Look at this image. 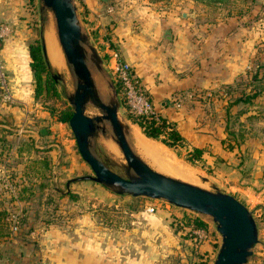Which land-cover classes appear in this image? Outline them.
Here are the masks:
<instances>
[{
	"label": "rangeland",
	"instance_id": "1",
	"mask_svg": "<svg viewBox=\"0 0 264 264\" xmlns=\"http://www.w3.org/2000/svg\"><path fill=\"white\" fill-rule=\"evenodd\" d=\"M33 1L37 25L33 32L38 37L46 20L52 22V17L48 11L45 16L40 17L38 3ZM74 1L77 6V0ZM196 1V6L202 13L200 17L209 23H230V38L244 41V71L229 84V90L223 88L210 94L198 92L195 99L190 97L184 100L186 111H191L196 119V129L211 136L214 134L223 150L229 153V164H225L226 168H221L222 164L218 163L217 174L226 185L224 188L229 189L230 194L238 196L244 204V141L257 137L264 140V3L259 0ZM78 18L84 26L81 13ZM87 32L90 43L102 59L107 81L115 86L109 68V43L113 42L107 34L94 36L91 31ZM50 69L51 75L56 74L51 67ZM58 73L60 79H52L60 93V100L47 98L36 101L38 106L28 113V122H18L11 115L0 112V211L5 214L3 220L8 226L9 234L6 239L18 233L39 229L41 223L46 227L57 224L58 230L69 233L73 221H76V227L82 226L92 237H98L104 243L108 258L111 259L117 250L115 257L121 263H132L135 259L138 264H212L221 239L211 218L207 216L176 208L163 200L113 195L107 189L87 181L71 183L68 192L63 193L67 180L93 174L80 158L71 133L67 132V137L73 143L68 152H65V159L61 160L56 174L53 167L56 151L46 152L48 148L44 147L49 141L61 144L66 136L57 137V140L49 138L51 132L46 128L48 119L40 116L44 112L49 117L48 107L56 108L62 102L69 106L65 95L72 91V78L66 66L63 72ZM100 89L104 93L103 88ZM4 91V76L0 71V103L6 101H2ZM255 92L258 94L249 103L233 104L235 99ZM119 99V116L131 129L134 128L143 136L140 129L127 119L128 110L120 95ZM86 113L92 116L99 112L88 107ZM43 128L49 134L44 140L38 141L34 133ZM130 141L133 150L153 170L207 190H212V186H215L212 172L214 165L210 168L206 158L190 164L185 160L186 148L173 150L159 141L150 140L156 146L165 148L174 161L178 160L182 163L181 166L190 169V177L194 176L195 179L190 180L191 177L187 180L188 178L175 176L157 167L153 161L150 162L139 153L133 147L132 140ZM92 146L96 156L110 170L123 174L122 155L109 136L97 134L92 140ZM42 158H47L49 165L44 166ZM201 178H206L207 181H202ZM255 187L253 196H257L263 189ZM149 207L153 208L152 212L147 210ZM248 210L257 227V243L252 247V254L247 258L246 264H264V200L256 202ZM11 215H16L18 219L15 232L10 229ZM198 216L205 219L207 232L186 225L184 219ZM22 219L27 222L21 230ZM31 241L36 243L35 240Z\"/></svg>",
	"mask_w": 264,
	"mask_h": 264
},
{
	"label": "crops",
	"instance_id": "2",
	"mask_svg": "<svg viewBox=\"0 0 264 264\" xmlns=\"http://www.w3.org/2000/svg\"><path fill=\"white\" fill-rule=\"evenodd\" d=\"M28 1L0 0V23L8 28L6 38L0 40V71L4 76V95L7 93L8 100L2 97V101H6L0 103V112L23 123L28 122V113L38 106L33 100L29 68L28 42L36 35L27 25ZM196 3V0H77V11L79 15L81 13L87 31L100 36L107 34L118 47L120 59L129 65L150 97L153 108L176 126L184 138L185 148L203 150L202 158H206L210 168L214 165L215 186L242 203L238 196L224 188L226 185L217 174L218 163L222 164L221 168L229 164V153L223 150L214 134L211 136L196 129V119L191 111H186L184 100L193 93L215 90L236 80L244 71V41L230 38V23H209L200 17L202 13ZM166 32L170 34L169 38ZM41 34L50 67L55 72H63L66 65L53 23L46 20ZM45 36L55 42L59 63L51 61ZM112 66L113 61L109 59V68ZM40 116L48 119L49 138L57 140V137L66 135L61 144L49 141L44 146L50 152L56 151L53 163L56 174L58 165L65 159V152L73 143L67 137V132H71L67 124L49 119L46 113L42 112ZM49 131L44 128L38 130L34 133L35 139L44 140ZM137 133L133 128L132 137ZM133 143L139 152L134 140ZM263 174V138L244 141L242 204L247 209L264 200ZM254 186L263 188L257 196L252 195ZM72 224L69 233L58 230L57 224L46 227L41 223L39 229L9 237L0 243V264H32L37 259H42L45 264H138L135 259L132 263H121L115 257L117 250L111 259L108 258L104 243L98 237H92L82 226L76 227V221Z\"/></svg>",
	"mask_w": 264,
	"mask_h": 264
},
{
	"label": "water",
	"instance_id": "3",
	"mask_svg": "<svg viewBox=\"0 0 264 264\" xmlns=\"http://www.w3.org/2000/svg\"><path fill=\"white\" fill-rule=\"evenodd\" d=\"M37 2L40 17L45 16L46 11L51 14L56 41L72 78V91L65 95L71 107L67 126L80 158L93 174L67 180L63 193L68 192L71 183L89 181L117 196L163 200L176 208L207 216L221 239L212 264H246L257 243V227L252 213L232 195L214 185L212 190H207L149 167L130 144L132 129L118 114V92L106 79L102 59L78 18L75 1ZM259 2L264 3V0ZM165 35L170 37L168 32ZM39 36L42 39L41 33ZM43 53L45 55L44 44ZM52 78L60 79L59 73ZM88 107L99 113L88 115ZM97 134L109 136L117 146L124 161L121 164L123 174L113 172L96 156L92 140ZM201 180L207 181L206 178Z\"/></svg>",
	"mask_w": 264,
	"mask_h": 264
},
{
	"label": "trees",
	"instance_id": "4",
	"mask_svg": "<svg viewBox=\"0 0 264 264\" xmlns=\"http://www.w3.org/2000/svg\"><path fill=\"white\" fill-rule=\"evenodd\" d=\"M26 11L28 13L29 20L27 21V25L29 28L34 29L37 27L36 20H35V4L33 0H29L26 4ZM92 35L95 36L94 32ZM109 48L116 50L118 52V47L113 44L109 43ZM28 56H29V68L32 75L33 81V100L36 101H44V99H54L60 100V93L56 89L55 81L52 79L51 69L49 63L43 53V43L40 36L36 37L35 39L31 40L28 43ZM139 82V81H138ZM116 90L121 97V101L127 108L128 118L131 123L135 124L139 129L141 134L148 140L159 141L163 145L173 150H177L179 148H185L184 138L176 128V126L169 122L165 117L160 115L154 108V112L147 116L142 115H134L129 106L126 104L124 99L121 96V87L120 83L117 80H114ZM228 89L230 85H222L219 89L211 90V91H200L201 94H205V92L213 93L220 89ZM143 89V88H142ZM144 94L147 100L151 103L150 97L148 96L147 92L143 89ZM228 91H226L227 94ZM198 92L193 93L191 95L192 99H195ZM258 93H253L252 95H247L244 98L239 97L233 101V104H237L239 102L242 103H249V101L254 98ZM195 95V96H194ZM59 102V101H58ZM176 102V101H174ZM173 102V104H174ZM152 105V103H151ZM153 107V105H152ZM48 115L49 119H52L56 122L67 124L70 115L71 109L65 103L62 102L61 106L58 107H48ZM50 149H46V152H49ZM186 150L185 160L190 163L194 164L200 162L202 160L203 150L201 148L193 147L190 150ZM45 151V150H44ZM42 163L44 166L49 165V160L46 158H42ZM48 162V163H47ZM3 212L0 211V243L6 241L8 239L7 236L8 226L7 223L3 220ZM186 225L192 226V228L202 230L207 232V223L201 217H187L184 219ZM27 221L25 219L21 220L20 229L22 230V226H25ZM27 232L18 233L20 235H24ZM202 264V263H200Z\"/></svg>",
	"mask_w": 264,
	"mask_h": 264
},
{
	"label": "built area",
	"instance_id": "5",
	"mask_svg": "<svg viewBox=\"0 0 264 264\" xmlns=\"http://www.w3.org/2000/svg\"><path fill=\"white\" fill-rule=\"evenodd\" d=\"M8 34V28L5 24L0 23V40L6 38ZM108 45V44H107ZM108 48V46H107ZM109 56L113 61L111 71L113 74V80H117L121 87V96L129 106L131 112L134 115L147 116L154 112L151 103L147 100L142 86L134 76L129 65L120 59L119 53L116 50L110 49ZM4 97L7 99V93ZM8 100V99H7ZM149 212L153 211L152 207L147 208ZM10 229L15 232L17 230L18 219L16 215L10 216ZM32 264H45L42 259H37Z\"/></svg>",
	"mask_w": 264,
	"mask_h": 264
},
{
	"label": "bare ground",
	"instance_id": "6",
	"mask_svg": "<svg viewBox=\"0 0 264 264\" xmlns=\"http://www.w3.org/2000/svg\"><path fill=\"white\" fill-rule=\"evenodd\" d=\"M51 38H53V37H51ZM46 39H47V37H46ZM49 39L50 38H48L46 41L47 46H48L49 57L53 63H56V62L59 63L60 61L58 62V59L60 60V58H59L60 56H57L59 54H57L58 51L56 50V46H54L55 42L52 43V41H50ZM131 140H132V143L134 140V142L136 143L137 147L139 148L141 154H143L145 157H147L149 160H151L150 162L153 161L157 167L163 168L168 173L171 172V173H173V175L175 174V176L177 175V176L185 178V179L188 178L187 180H189V178H191V177H192V179H190V180L195 179V178L193 179L194 176L190 177V171H189L190 169L187 167L181 166L180 165L181 162L179 163L178 160L174 161L172 156H170V154H168V152L166 151L165 148L162 149L161 147L156 146L154 143L145 140L138 133L136 135H134V138H133L132 137V130H131ZM133 147L136 149L134 143H133ZM175 162H178L179 164L175 163Z\"/></svg>",
	"mask_w": 264,
	"mask_h": 264
}]
</instances>
